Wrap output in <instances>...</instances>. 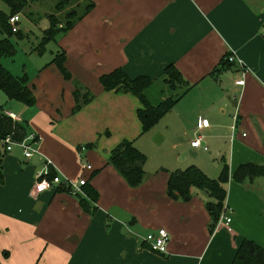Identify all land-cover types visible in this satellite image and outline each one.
Returning a JSON list of instances; mask_svg holds the SVG:
<instances>
[{
    "label": "crops",
    "instance_id": "0c3cea01",
    "mask_svg": "<svg viewBox=\"0 0 264 264\" xmlns=\"http://www.w3.org/2000/svg\"><path fill=\"white\" fill-rule=\"evenodd\" d=\"M86 1L94 9L53 44L95 99L75 113L74 86L51 62L28 77L35 105L6 109L40 143L31 159L19 148L0 155V264H232L246 240L264 248V177L233 179L241 165L264 166V0ZM171 66L192 88L143 134L139 99L105 91L100 78L122 69L155 80ZM123 141L147 158L136 189L108 164ZM47 159L62 180H88L95 215L61 187L35 195ZM224 163L232 222L210 232L208 197L193 189L174 200L168 183L192 166L217 179ZM160 229L170 235L163 255L146 242Z\"/></svg>",
    "mask_w": 264,
    "mask_h": 264
},
{
    "label": "trees",
    "instance_id": "16d2710c",
    "mask_svg": "<svg viewBox=\"0 0 264 264\" xmlns=\"http://www.w3.org/2000/svg\"><path fill=\"white\" fill-rule=\"evenodd\" d=\"M11 9L8 15L0 11V33L5 35L0 40V89L7 95L10 101L19 102L25 106L31 107L36 103L33 90L30 87V80L27 76L15 77L10 74L2 65L3 58H12L16 55V47L12 42V37L17 35L19 39L25 38L19 31L13 33L9 20L16 14H22L31 2L21 0H2ZM71 0H61L60 8L68 4ZM86 8L82 15L77 16L72 13L68 15L67 24L62 29L58 28V23L54 20L50 22V28L46 31V39L41 42L39 50L42 54L45 46L65 36L72 30L82 19H84L93 9L94 3L86 1ZM61 56L56 55L52 64H54L62 76L71 81L74 86V97L76 107L74 112L81 111L90 104L95 96L80 82L75 80L67 69L65 52H61ZM100 83L107 92H116L119 94H131L135 96L142 104V108L138 112L140 122L143 126V134L154 128L160 120L168 114L177 103L191 90L190 85L184 80L181 73L171 66L157 79L153 80L148 77H140L131 79L122 70L104 75L100 78ZM166 87L170 95L163 94L162 89ZM27 123L18 122L7 115V111L0 105V139L12 137L14 141L21 142L29 136ZM147 158L138 149L134 147V143L123 141L111 153L108 164L113 166L116 171L125 179L131 188H139L146 181V172L144 167ZM56 175L52 173L51 179ZM264 177V166L255 164H244L235 171L233 179L236 183L242 184L247 180H255ZM230 181V168L224 163L221 174L217 179L207 177L199 168L192 166L185 171H177L171 173L168 183V195L174 200L190 199L191 191L198 189L202 194L208 197L206 209L210 215L211 223L210 232H214L220 219L225 211L227 199V185ZM4 184V174L2 162L0 161V185ZM61 192L73 194L70 188L61 187ZM83 194H77L80 206L84 212L95 215L98 210L99 193L91 186L86 184L82 187ZM232 264H264V248L258 246L252 241L246 240L239 249L236 258Z\"/></svg>",
    "mask_w": 264,
    "mask_h": 264
},
{
    "label": "rangeland",
    "instance_id": "374dc122",
    "mask_svg": "<svg viewBox=\"0 0 264 264\" xmlns=\"http://www.w3.org/2000/svg\"><path fill=\"white\" fill-rule=\"evenodd\" d=\"M61 0H37L31 2L30 6L20 14V32L25 38L22 40L14 35L12 42L16 47V55L12 58H3V67L15 77H30L40 68V66L49 65L56 57V47L52 43L45 46L44 52L37 55L42 47L41 42L46 39V31L50 28L51 20L58 23V28L62 29L67 24L69 14L80 16L84 13L86 2L84 0H71L64 8H60ZM0 11L6 14L11 13L9 6L0 0ZM5 35L0 33V40ZM42 38L39 42V39ZM35 50V51H34ZM61 52L58 55L61 56ZM163 94L169 96L170 93L163 87ZM0 105L9 109L11 101L7 95L0 89ZM16 111V110H14Z\"/></svg>",
    "mask_w": 264,
    "mask_h": 264
},
{
    "label": "built area",
    "instance_id": "2783aa9c",
    "mask_svg": "<svg viewBox=\"0 0 264 264\" xmlns=\"http://www.w3.org/2000/svg\"><path fill=\"white\" fill-rule=\"evenodd\" d=\"M24 2H31L32 0H21ZM20 14L12 16L9 20V24L12 27L13 33H18L20 31ZM238 86H244V80H239L236 82ZM7 115L15 121L21 122V120L12 113H7ZM40 143V138L35 134H29V136L21 142L14 141L12 137H7L6 139H0V155H4L12 152L14 149L19 148L26 159L33 158L38 153V146ZM194 148H204L202 147V141L196 140L192 143ZM82 149V151H84ZM53 162L51 160H46V164L43 172L37 175V182L35 186V195H40L44 192L56 189L58 187L70 188L73 194H83L82 187L88 184L87 179H79L76 181H71L68 179L62 180L59 176H55L51 179V167ZM83 166L86 170L92 171L93 167L90 164H85ZM227 208L220 219V222H225L227 226H230L232 219L226 215ZM146 242L149 244L152 251L159 254H166L168 252V245L170 242V235L165 229H160L155 233L149 234L146 238Z\"/></svg>",
    "mask_w": 264,
    "mask_h": 264
},
{
    "label": "water",
    "instance_id": "95a60500",
    "mask_svg": "<svg viewBox=\"0 0 264 264\" xmlns=\"http://www.w3.org/2000/svg\"><path fill=\"white\" fill-rule=\"evenodd\" d=\"M160 139H162L161 137H159V140H157V143H160ZM189 198L186 199V201H188Z\"/></svg>",
    "mask_w": 264,
    "mask_h": 264
}]
</instances>
